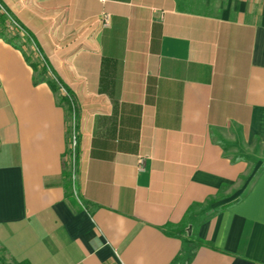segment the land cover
Listing matches in <instances>:
<instances>
[{
  "label": "crops",
  "instance_id": "obj_1",
  "mask_svg": "<svg viewBox=\"0 0 264 264\" xmlns=\"http://www.w3.org/2000/svg\"><path fill=\"white\" fill-rule=\"evenodd\" d=\"M0 4L79 138L74 191L68 109L0 39L2 260L264 264V0Z\"/></svg>",
  "mask_w": 264,
  "mask_h": 264
},
{
  "label": "trees",
  "instance_id": "obj_2",
  "mask_svg": "<svg viewBox=\"0 0 264 264\" xmlns=\"http://www.w3.org/2000/svg\"><path fill=\"white\" fill-rule=\"evenodd\" d=\"M1 10H3L4 13H2ZM13 22L16 21L14 20L12 15L0 4V39L23 53L27 63L33 68V70L37 74L36 83L46 82L56 93L59 94L61 102L68 109L69 118L71 120L73 111H76V115H77L76 99L74 95L71 94L68 90H67L68 96L62 94L58 81L53 79L48 74V68L46 67V65L43 64V60L40 59L33 51V44H35V42L31 37V35L20 25L19 26L26 32V34L22 35L21 31L16 28L11 30L12 27L11 24H13ZM66 178H67L68 188H70L71 187L70 171L67 173ZM170 229H172L173 231L172 233L175 235L182 237L186 235V232L184 231L185 228L171 227ZM0 264H26V263L15 262V261L9 263L0 258Z\"/></svg>",
  "mask_w": 264,
  "mask_h": 264
},
{
  "label": "built area",
  "instance_id": "obj_3",
  "mask_svg": "<svg viewBox=\"0 0 264 264\" xmlns=\"http://www.w3.org/2000/svg\"><path fill=\"white\" fill-rule=\"evenodd\" d=\"M102 21L105 27H109L111 24V17L108 14H104ZM13 23L23 34H26V32L19 26V24H17L16 22H13ZM38 52L40 53L39 49H36V53ZM40 57L42 59L41 53H40ZM51 77L55 79L56 81H58V79H56L53 75H51ZM58 83L60 85V90L62 94L68 96V91L65 89V87L59 81ZM76 119H77L76 111H73L72 116H71V129H70V139H69V147H68V159H69L71 180H72L74 191H75L76 170H77V149L79 145ZM137 170L139 173H144L146 171V158L145 157L143 156L138 157Z\"/></svg>",
  "mask_w": 264,
  "mask_h": 264
},
{
  "label": "rangeland",
  "instance_id": "obj_4",
  "mask_svg": "<svg viewBox=\"0 0 264 264\" xmlns=\"http://www.w3.org/2000/svg\"><path fill=\"white\" fill-rule=\"evenodd\" d=\"M1 12L2 13H4V11L3 10H1ZM12 25V27H11V30L12 29H18L16 26H15V24L13 23V24H11ZM19 30V29H18ZM22 33V32H21ZM22 35H23V33H22ZM36 49H38L37 47H36V45L35 44H33V51L35 52V54L41 59V57H40V53L38 52V53H36Z\"/></svg>",
  "mask_w": 264,
  "mask_h": 264
}]
</instances>
